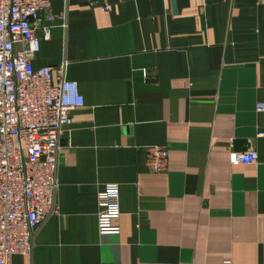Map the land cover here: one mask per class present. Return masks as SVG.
I'll use <instances>...</instances> for the list:
<instances>
[{
  "label": "crops",
  "instance_id": "crops-1",
  "mask_svg": "<svg viewBox=\"0 0 264 264\" xmlns=\"http://www.w3.org/2000/svg\"><path fill=\"white\" fill-rule=\"evenodd\" d=\"M51 5L34 65L64 66L85 103L60 140L56 210L13 264H264V0ZM152 145L169 152L159 173ZM250 150L256 164H231ZM108 183L119 233L99 231Z\"/></svg>",
  "mask_w": 264,
  "mask_h": 264
},
{
  "label": "built area",
  "instance_id": "built-area-1",
  "mask_svg": "<svg viewBox=\"0 0 264 264\" xmlns=\"http://www.w3.org/2000/svg\"><path fill=\"white\" fill-rule=\"evenodd\" d=\"M51 9V0H0V264L31 253L36 230L56 210L60 140L73 123L72 112L85 103L78 82L65 78L64 66L55 72L34 65L42 38L51 35V26L42 25L54 20ZM257 111L264 112V101ZM145 149L147 168L164 171L167 148ZM258 157L256 150L229 154L234 165L256 164ZM120 215V186L108 183L99 192V231L119 233L114 221Z\"/></svg>",
  "mask_w": 264,
  "mask_h": 264
}]
</instances>
